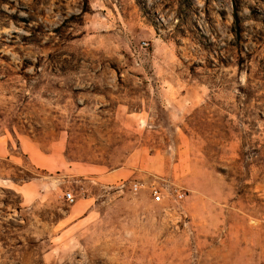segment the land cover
Segmentation results:
<instances>
[{
  "label": "rangeland",
  "instance_id": "rangeland-1",
  "mask_svg": "<svg viewBox=\"0 0 264 264\" xmlns=\"http://www.w3.org/2000/svg\"><path fill=\"white\" fill-rule=\"evenodd\" d=\"M0 144V264H264V0H0Z\"/></svg>",
  "mask_w": 264,
  "mask_h": 264
},
{
  "label": "built area",
  "instance_id": "built-area-1",
  "mask_svg": "<svg viewBox=\"0 0 264 264\" xmlns=\"http://www.w3.org/2000/svg\"><path fill=\"white\" fill-rule=\"evenodd\" d=\"M143 44L147 45V42H143ZM122 185H124V184H122ZM135 188L136 189L138 188L137 184L135 185ZM174 194H175V198L178 200L182 199L185 195V193H183L180 190H175ZM152 197H153V200L155 202H160L163 199V193L161 190L154 188L153 192H152ZM64 198H65L66 202H68L69 204H73L76 202V194L73 191H66L64 194Z\"/></svg>",
  "mask_w": 264,
  "mask_h": 264
},
{
  "label": "crops",
  "instance_id": "crops-1",
  "mask_svg": "<svg viewBox=\"0 0 264 264\" xmlns=\"http://www.w3.org/2000/svg\"><path fill=\"white\" fill-rule=\"evenodd\" d=\"M4 152L3 145L0 144V154Z\"/></svg>",
  "mask_w": 264,
  "mask_h": 264
}]
</instances>
